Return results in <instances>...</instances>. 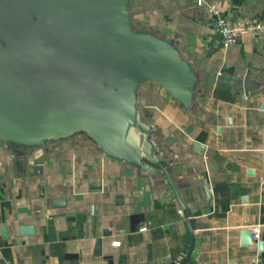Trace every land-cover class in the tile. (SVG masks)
<instances>
[{
	"label": "crops",
	"instance_id": "crops-1",
	"mask_svg": "<svg viewBox=\"0 0 264 264\" xmlns=\"http://www.w3.org/2000/svg\"><path fill=\"white\" fill-rule=\"evenodd\" d=\"M205 4L264 22V0ZM130 12L136 30L173 41L200 73L192 108L155 81L138 90L178 194L163 172L111 157L82 134L47 142L39 175L0 141V226L9 232L0 230V264H178L190 250V226L195 243L184 264H244L256 254L264 263V33L215 47L211 15L197 0H131ZM207 68L250 72L261 87L245 95L206 80ZM54 197L65 206L53 207ZM21 224L35 232L20 235Z\"/></svg>",
	"mask_w": 264,
	"mask_h": 264
},
{
	"label": "water",
	"instance_id": "water-1",
	"mask_svg": "<svg viewBox=\"0 0 264 264\" xmlns=\"http://www.w3.org/2000/svg\"><path fill=\"white\" fill-rule=\"evenodd\" d=\"M130 4L0 0V141L20 152L17 161L29 175L42 172L47 142L82 134L111 157L150 174L163 172L177 192L154 126L139 106L138 90L141 83L155 81L192 108L200 73L173 41L136 30ZM204 73L206 80L229 82L245 95L261 87L250 72L242 78L208 68ZM65 203V198L51 199L53 207ZM0 230L9 237L6 225ZM190 230V250L178 264L190 258L195 243ZM34 232L33 224L19 225L20 235Z\"/></svg>",
	"mask_w": 264,
	"mask_h": 264
},
{
	"label": "built area",
	"instance_id": "built-area-1",
	"mask_svg": "<svg viewBox=\"0 0 264 264\" xmlns=\"http://www.w3.org/2000/svg\"><path fill=\"white\" fill-rule=\"evenodd\" d=\"M198 4L205 6L212 18V24L216 32L209 37L210 43L218 48H229L237 44L246 34L264 33V22L253 18L230 19L222 9L216 4H205V0H197ZM144 225L142 229H145ZM252 237L258 239L259 232H253ZM113 243L118 245L119 240ZM244 264H264L260 254H256L249 262Z\"/></svg>",
	"mask_w": 264,
	"mask_h": 264
}]
</instances>
